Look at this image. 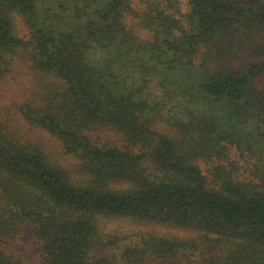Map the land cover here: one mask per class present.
<instances>
[{
	"label": "trees",
	"instance_id": "16d2710c",
	"mask_svg": "<svg viewBox=\"0 0 264 264\" xmlns=\"http://www.w3.org/2000/svg\"><path fill=\"white\" fill-rule=\"evenodd\" d=\"M0 264H264V0H0Z\"/></svg>",
	"mask_w": 264,
	"mask_h": 264
},
{
	"label": "rangeland",
	"instance_id": "374dc122",
	"mask_svg": "<svg viewBox=\"0 0 264 264\" xmlns=\"http://www.w3.org/2000/svg\"><path fill=\"white\" fill-rule=\"evenodd\" d=\"M102 134V133H101ZM101 137L103 139H108V137H111V136H108V135H105L103 133V135H101ZM32 242H31V239L28 237V234L26 235V240L24 241V244L23 246L21 247V253H23L26 256L30 255V253L32 252V246H31Z\"/></svg>",
	"mask_w": 264,
	"mask_h": 264
}]
</instances>
